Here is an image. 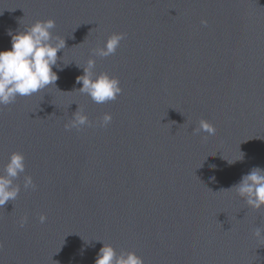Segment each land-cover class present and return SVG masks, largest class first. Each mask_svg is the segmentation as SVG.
I'll return each mask as SVG.
<instances>
[{
	"label": "water",
	"instance_id": "1",
	"mask_svg": "<svg viewBox=\"0 0 264 264\" xmlns=\"http://www.w3.org/2000/svg\"><path fill=\"white\" fill-rule=\"evenodd\" d=\"M50 18L58 80L0 108V167L14 151L26 165L0 208V264H95L103 243L144 264H264V208L228 190L264 169V0H0V51ZM114 32L115 54L93 56ZM89 58L120 80L115 101L77 90ZM78 107L112 121L66 130ZM201 119L215 136L193 132Z\"/></svg>",
	"mask_w": 264,
	"mask_h": 264
},
{
	"label": "clouds",
	"instance_id": "2",
	"mask_svg": "<svg viewBox=\"0 0 264 264\" xmlns=\"http://www.w3.org/2000/svg\"><path fill=\"white\" fill-rule=\"evenodd\" d=\"M207 23V20H201L202 25L207 26ZM55 27V20L50 18L37 20L22 31L8 32L11 37V48L0 51V108L15 103L18 97H30L55 85L59 77L53 68L63 70L57 63V53L66 47L65 37L53 35L52 30ZM126 35L123 32L112 33L104 42L103 47L97 46L91 49V54L101 58L115 54ZM95 64V59L89 58L86 61V65L82 67L84 74L76 79L77 84H82V87L77 90L81 94H87L97 104L115 101L123 91L120 87V80L106 72L96 74L93 71ZM64 65L67 64L64 63ZM111 121L112 115L108 112H105L98 121H91L84 113V109L78 107L72 118L64 124V128L66 130L74 128L78 131L85 126L98 125L103 128L107 127ZM193 132L206 133L204 139L215 136L214 126L204 119L199 121L198 127L194 128ZM243 158L244 154L236 160L227 161L233 164L242 161ZM25 167V156L18 151L12 152L8 162L0 167V208H3L7 202L17 199L21 187L14 181L25 172ZM211 167L215 168V165ZM210 179L214 181L215 177H210ZM36 187L31 175L23 177L25 190H35ZM228 190H234L245 201L248 208L254 211L261 210L264 208V169L253 167ZM46 220V215H39L41 224ZM27 222L28 217L22 216L18 224L23 228ZM252 235L264 244V229L258 227ZM95 264H144V261L135 252L122 250L118 254L111 244L103 243L96 255Z\"/></svg>",
	"mask_w": 264,
	"mask_h": 264
}]
</instances>
